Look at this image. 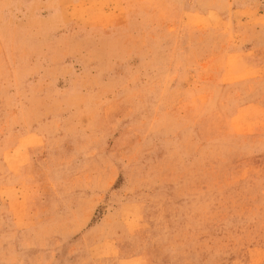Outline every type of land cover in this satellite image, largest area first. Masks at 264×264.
<instances>
[{
	"label": "rangeland",
	"instance_id": "rangeland-1",
	"mask_svg": "<svg viewBox=\"0 0 264 264\" xmlns=\"http://www.w3.org/2000/svg\"><path fill=\"white\" fill-rule=\"evenodd\" d=\"M0 264H264V0H0Z\"/></svg>",
	"mask_w": 264,
	"mask_h": 264
}]
</instances>
